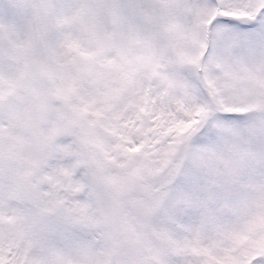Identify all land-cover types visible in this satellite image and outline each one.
I'll list each match as a JSON object with an SVG mask.
<instances>
[{"label": "snow or ice", "instance_id": "obj_1", "mask_svg": "<svg viewBox=\"0 0 264 264\" xmlns=\"http://www.w3.org/2000/svg\"><path fill=\"white\" fill-rule=\"evenodd\" d=\"M0 264H264V0H0Z\"/></svg>", "mask_w": 264, "mask_h": 264}]
</instances>
